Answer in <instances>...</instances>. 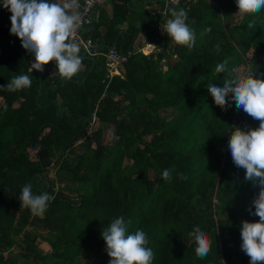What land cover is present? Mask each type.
Masks as SVG:
<instances>
[{
    "label": "trees",
    "instance_id": "16d2710c",
    "mask_svg": "<svg viewBox=\"0 0 264 264\" xmlns=\"http://www.w3.org/2000/svg\"><path fill=\"white\" fill-rule=\"evenodd\" d=\"M154 2L155 49L146 54L131 46L132 26L117 42L124 1L112 0L113 15L100 19V30L80 29L100 48L83 56L80 46L82 64L71 79L55 61L43 72L31 70L34 55L10 33L0 9V264H109L101 233L121 216L131 220L129 234L146 233L152 264H250L241 222L259 220L251 214L259 186L233 163L229 134L260 122L237 109L231 94L225 108L217 106L207 86H223L226 73L216 74L215 66L225 58L229 71L251 66L264 78V10L240 13L236 0ZM207 7L215 20L205 16ZM169 8L187 11L197 37L191 50L163 31ZM112 46L128 51L121 75L109 76L105 53ZM21 74L30 76L31 87L7 91ZM95 116L111 126L114 140L104 143L103 128L86 136ZM81 137L86 142L76 151ZM33 146L36 159L29 157ZM165 169L173 170L170 181L162 178ZM25 184L54 196L43 215L21 207ZM196 226L213 241L204 258L195 253Z\"/></svg>",
    "mask_w": 264,
    "mask_h": 264
},
{
    "label": "clouds",
    "instance_id": "9594fccd",
    "mask_svg": "<svg viewBox=\"0 0 264 264\" xmlns=\"http://www.w3.org/2000/svg\"><path fill=\"white\" fill-rule=\"evenodd\" d=\"M178 2L179 0H172L173 4ZM236 3L240 13L253 17L264 10V0H236ZM0 4L4 11L7 9L11 12L10 33L17 36L22 47L34 55L31 70L43 72L44 65L50 61H55L63 78L71 79L80 70L82 64L80 46L71 39L72 34L81 25V16L76 11L79 7L78 0H63L62 3L53 0H0ZM168 11L171 18L166 21L163 31L175 43L191 50L197 37L195 30L187 23V11L183 8H169ZM247 26L254 27L255 18L249 20ZM210 31L211 28L204 30L205 33ZM94 48L93 52L97 54L100 47L94 43ZM110 48H107L105 53L109 76L121 75V66L127 59L117 66H110L108 59ZM215 48L219 51V44ZM142 49L143 45L139 50L145 53ZM116 52L127 57L128 51ZM83 54L92 56L84 50ZM228 64L229 58H225L215 66L216 74L226 73L223 86L219 87L211 82L208 83L207 89L217 106L225 108L229 102L227 98L231 94L237 109H242L260 122L258 127L249 129L234 127L229 134V149L233 163L238 168L246 170L245 180L259 186L258 195L252 202L255 210L251 213L258 216L259 220L241 222V249L250 258V264H264V78L258 76L256 69L251 66L241 71L236 69L229 71ZM31 84L30 76L21 74L13 77L5 87L7 91L14 92L30 88ZM172 171L165 169L162 178L170 181ZM178 175L180 179L185 178L182 173ZM19 199L21 207L30 209L33 215H43L54 196L47 192L34 194L31 185L25 184ZM130 224L131 220L126 222L121 216L103 229L101 236L106 242V251L111 258L109 264H152L154 252L147 246L149 240L146 233L138 229L129 234ZM191 235L195 238L197 257L208 256L213 243L210 236L199 226L193 229Z\"/></svg>",
    "mask_w": 264,
    "mask_h": 264
},
{
    "label": "crops",
    "instance_id": "0c3cea01",
    "mask_svg": "<svg viewBox=\"0 0 264 264\" xmlns=\"http://www.w3.org/2000/svg\"><path fill=\"white\" fill-rule=\"evenodd\" d=\"M123 1L124 9L122 10L121 16H123L124 19L115 25L116 32H118V36H120L117 39V42L121 43L125 39L126 33L128 34L127 30L129 26H132L133 29L135 27L136 30L133 32L134 35L131 41V46L143 45L144 52L148 53V51L153 49L156 34L158 33L156 29L158 27L153 25L149 26V20L152 17V7L156 2H154V0H121V2ZM53 2L62 3L63 0H53ZM111 2L112 0H107L105 3L97 7L95 10V20L92 24L83 27V30L88 31L89 29H94V27L100 30L102 28L101 25H98L101 22L100 19L104 16L110 18L113 15ZM0 9H2V4H0ZM152 21L156 22L155 17H152ZM91 36L92 35L90 34V36L87 37L92 39ZM93 42L97 44V41L93 40ZM82 55L85 56L83 53Z\"/></svg>",
    "mask_w": 264,
    "mask_h": 264
},
{
    "label": "built area",
    "instance_id": "2783aa9c",
    "mask_svg": "<svg viewBox=\"0 0 264 264\" xmlns=\"http://www.w3.org/2000/svg\"><path fill=\"white\" fill-rule=\"evenodd\" d=\"M106 1L107 0H78L79 7L76 9V11L81 16V25L72 34L71 39L79 46H82L84 52L90 55L93 54V51L95 49L94 42L90 37L88 38L83 37V35L80 32V29L91 23V21L95 17L96 8L99 7L101 4L105 3ZM5 11L7 12V21L8 23H11L10 21L11 12L8 11L7 9H5ZM108 59L110 60V66H117L120 63L126 61L127 57L121 53H117L114 47H111L108 52Z\"/></svg>",
    "mask_w": 264,
    "mask_h": 264
},
{
    "label": "rangeland",
    "instance_id": "374dc122",
    "mask_svg": "<svg viewBox=\"0 0 264 264\" xmlns=\"http://www.w3.org/2000/svg\"><path fill=\"white\" fill-rule=\"evenodd\" d=\"M109 1V0H108ZM205 16L206 17H208V18H211L212 20H215V17L214 16H212V13H211V10L207 7L206 9H205ZM238 19H239V15L238 14H236V15H234V17H233V20H232V22H237L238 21ZM153 47V46H152ZM155 47V46H154ZM153 47V48H154ZM155 49V48H154ZM143 50V49H142ZM149 52V51H148ZM262 59H263V61H264V55H263V57H262ZM244 69V66L243 65H239L237 68H236V70L237 71H241V70H243ZM53 69H48V70H45V72L46 73H48L49 75L50 74H53V71H52ZM91 123H90V126L88 127V125L86 126V131H85V133H86V136H88L89 134H91L94 130H96V129H98V128H103L104 129V133H103V139H104V143L106 142V141H110L111 142V139L112 140H114V138H111V133H112V131H110V129H111V126L109 127L108 125H104V124H102L98 119H97V116H95L91 121H90ZM49 129L47 128V129H45L43 132H47ZM92 130V131H91ZM108 138H111V139H109V140H107ZM72 140H74V139H72ZM86 142V138L85 137H81V138H79V139H77L76 141H74V143H73V146H74V149L76 150V151H79L80 150V146L83 144V143H85ZM92 147H94L95 146V144L93 143L92 145H91ZM37 148H36V146H33L32 148H30V150H29V157L31 158V159H36L37 158ZM51 173H52V169L51 168H49V172H47V174L50 176L51 175Z\"/></svg>",
    "mask_w": 264,
    "mask_h": 264
},
{
    "label": "water",
    "instance_id": "95a60500",
    "mask_svg": "<svg viewBox=\"0 0 264 264\" xmlns=\"http://www.w3.org/2000/svg\"><path fill=\"white\" fill-rule=\"evenodd\" d=\"M39 95V94H38ZM55 102H56V100H54ZM62 109H66V106H62V107H60V110H62ZM67 113H69V112H67ZM55 159V158H54Z\"/></svg>",
    "mask_w": 264,
    "mask_h": 264
}]
</instances>
